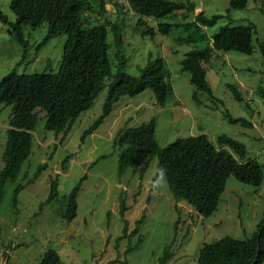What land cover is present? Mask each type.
<instances>
[{"label": "rangeland", "instance_id": "1", "mask_svg": "<svg viewBox=\"0 0 264 264\" xmlns=\"http://www.w3.org/2000/svg\"><path fill=\"white\" fill-rule=\"evenodd\" d=\"M9 1L0 0V11L14 20ZM192 1L195 3L192 12L179 10L167 15L163 20L173 26L166 34L155 32L153 36L143 35L142 31L147 25L156 28L157 21L140 19L125 6V0H106L107 11L86 15L90 24L104 23L109 29L110 23L119 20L123 12L125 71L136 75L149 52L159 54L170 70L172 93L163 106L156 103L149 88L133 96L122 95L96 129L83 139L84 130L102 113L106 87L72 121L62 140V132L44 127L45 115L40 111L31 130L32 150L16 177L6 180L3 186L0 264H37L48 248L56 249L66 264H159L158 257L165 246L171 255L164 264H194L204 242L224 235L244 239L255 230L264 212V175L257 186L229 175L217 209L202 217L186 201H175L167 183L152 188L155 157L142 162L146 166L142 174L139 167L128 168L122 174L117 172V149L113 146L117 131L152 117L160 146L200 134L216 143L219 135L226 134L243 142L248 157L264 165V95L257 91L260 88L264 92V12L260 0H248L243 8H230L231 18H221L211 27H202L208 34L227 22L254 27L251 53L220 50L204 62L215 100L197 90L190 82L189 72L181 69V59L194 46L182 40L187 32L181 23L191 20L200 10L207 16L224 14L229 4L228 0ZM119 9H122L120 13ZM45 32L44 25L25 26L24 53L8 26L0 21V79L12 68L27 73L58 68L66 34L54 35L36 49ZM107 40L112 42L109 31ZM109 51L112 55V45ZM229 85L235 87L239 99ZM194 91L197 101L192 97ZM225 110L250 124L230 122ZM9 113L10 106L0 104V168ZM66 156L68 159L62 166ZM44 163L45 167L38 170ZM52 178H56V193L47 200ZM79 181L76 215L66 221L62 212L67 196ZM121 197L126 204L124 218L128 220L125 236L119 214ZM140 218L138 232L131 234Z\"/></svg>", "mask_w": 264, "mask_h": 264}, {"label": "trees", "instance_id": "2", "mask_svg": "<svg viewBox=\"0 0 264 264\" xmlns=\"http://www.w3.org/2000/svg\"><path fill=\"white\" fill-rule=\"evenodd\" d=\"M248 0H228L226 12L207 16L200 10L191 20L181 23L187 32L182 39L194 46L181 59V69L189 72L190 82L197 90L205 92L211 100L216 97L206 78L204 62L215 51L239 50L251 53L253 50L254 27L251 24L230 25L228 22L218 27L212 34L202 31L211 27L221 18H231L230 8H243ZM106 0H10L9 7L15 18L10 20L0 11V21L8 26L13 38L25 53L27 46L23 28L44 25L45 35L36 49L57 34L65 33L61 60L56 70L45 68L31 73L18 72L12 68L0 79V104L10 106L5 144L2 151L3 166L0 168V200L6 180L14 179L22 162L32 150V133L38 113L44 112V127L55 133L62 132L61 140L80 112L88 108L98 92L106 87L102 113L84 130L81 139L92 133L112 110L113 104L122 95L133 96L149 88L158 105L163 106L172 93L170 70L163 56L147 54L145 63L136 75L125 71L126 58L122 52L124 16L110 23L90 24L89 12H105ZM121 6V5H120ZM125 6L140 19L152 18L156 28L148 26L142 34L153 36L155 32L166 34L173 24L163 20L167 15L179 10L192 12V0H125ZM264 12V0H260ZM108 31L112 42H108ZM201 42V46H196ZM113 47L112 55L109 51ZM239 99L235 87L229 85ZM257 91L264 95L259 88ZM196 101L197 93H192ZM224 115L230 122L250 124L243 117H234L227 110ZM117 149V172L122 174L128 168L139 167L142 174L146 166L142 162L156 158V168L167 170L166 183L175 201L184 200L202 217L210 216L218 207L226 179L232 175L237 180L259 185L264 175V165L255 158L248 157L243 142L226 134L219 135L216 143L206 135H190L177 138L165 146H160L155 136V118L135 126L120 128L113 138ZM68 156L63 158L62 166ZM46 163L40 165L45 167ZM155 176H152V181ZM80 181L67 196L62 216L71 221L76 215V195ZM56 178L50 181L47 200L56 193ZM21 187L17 186V189ZM126 204L119 200V214L123 220L122 234L125 236L128 220L124 218ZM142 222L135 221L130 231L137 233ZM171 253L168 246L158 257L164 264ZM264 261V212L252 234L244 239L224 235L204 242L198 250L194 264H261ZM37 264H66L54 248L46 249Z\"/></svg>", "mask_w": 264, "mask_h": 264}, {"label": "clouds", "instance_id": "3", "mask_svg": "<svg viewBox=\"0 0 264 264\" xmlns=\"http://www.w3.org/2000/svg\"><path fill=\"white\" fill-rule=\"evenodd\" d=\"M166 174L167 170L163 167H158L154 170L153 175L155 176V180L152 184L154 190L164 186L166 183Z\"/></svg>", "mask_w": 264, "mask_h": 264}]
</instances>
